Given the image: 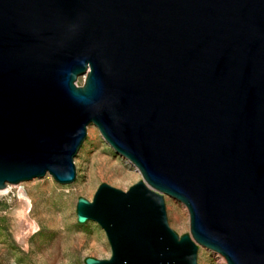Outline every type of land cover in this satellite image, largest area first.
Wrapping results in <instances>:
<instances>
[{"label": "water", "instance_id": "obj_1", "mask_svg": "<svg viewBox=\"0 0 264 264\" xmlns=\"http://www.w3.org/2000/svg\"><path fill=\"white\" fill-rule=\"evenodd\" d=\"M90 122L143 178L78 197L86 264H264V0H0V188L75 181Z\"/></svg>", "mask_w": 264, "mask_h": 264}, {"label": "rangeland", "instance_id": "obj_2", "mask_svg": "<svg viewBox=\"0 0 264 264\" xmlns=\"http://www.w3.org/2000/svg\"><path fill=\"white\" fill-rule=\"evenodd\" d=\"M84 82L80 75L78 83ZM77 178L60 183L50 173L0 191V264H86L87 256L108 257L111 243L95 219L80 222L79 196L93 198L101 182L128 189L143 178L136 164L115 151L90 122L75 156ZM170 225L190 232V212L181 200L165 194ZM198 264H229L223 254L199 246Z\"/></svg>", "mask_w": 264, "mask_h": 264}, {"label": "bare ground", "instance_id": "obj_3", "mask_svg": "<svg viewBox=\"0 0 264 264\" xmlns=\"http://www.w3.org/2000/svg\"><path fill=\"white\" fill-rule=\"evenodd\" d=\"M77 82H78V81H77ZM136 167H138V166L136 165ZM137 170H138V171H141L139 167L137 168ZM9 185H10V184H8V185L5 186V187L0 188V191H8V190H9Z\"/></svg>", "mask_w": 264, "mask_h": 264}]
</instances>
